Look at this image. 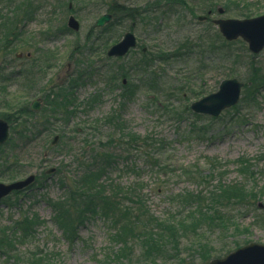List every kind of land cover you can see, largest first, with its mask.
<instances>
[{"label":"rangeland","instance_id":"obj_1","mask_svg":"<svg viewBox=\"0 0 264 264\" xmlns=\"http://www.w3.org/2000/svg\"><path fill=\"white\" fill-rule=\"evenodd\" d=\"M173 1L166 0L164 10L156 15L159 18H154L145 12L147 0H0V71L7 67L6 72L0 73V83L4 80L6 91L11 95L24 93L30 106L35 99H43V110L49 90L78 103L77 113L68 120L50 111V117L59 118H51V124L45 125L40 120L44 115H36L30 131L37 140L27 146L17 133L22 127L14 129L10 123V139L0 146V182L22 180L31 174L37 176V181L0 202V228H12L24 213L29 217L37 215L43 224L19 242L14 253H0V264H30L29 257L40 252L54 264L101 263L110 247L104 221H87L71 242L53 222L48 200L63 194L60 177L74 175L67 172L77 170L76 159L85 162L93 149L90 145L105 143L106 128L96 122L121 107L124 101L119 95L125 92L134 91L121 116L132 132L159 142L149 152L158 158L160 167H153L148 158L135 152L114 149L121 157L111 178L120 185V195L132 198L128 187L138 182L152 211L166 217L171 209L184 211L176 201L171 203L177 195L201 193L209 197L221 186L236 189L240 198L262 192L264 51L256 59L241 39L224 44L226 41L211 20L264 15V0H179L181 4ZM219 6L225 9L223 14L218 13V9H223ZM210 9L214 11L211 20L199 22L197 18ZM108 12L114 20L96 27L97 19ZM71 15L81 24L79 32L67 25ZM159 20L163 21L162 28L157 27ZM129 31L138 38L137 49L124 59L108 58L105 50ZM188 37L199 44V37L210 41L199 50L193 67L178 60L161 65L158 72L165 78L157 87L161 93L152 101L148 59L151 54L163 59L166 54H179L178 47ZM144 48L149 54L145 57ZM28 54H32V59ZM36 65L42 66L40 73L37 67L34 70ZM33 73L37 74L35 78ZM109 73L124 74L110 85ZM232 78L246 84L237 106L217 118L191 111L194 101L218 91L222 81ZM123 79L127 80L126 86H122ZM57 83L65 84L57 87ZM177 87L192 89L198 95L191 93L194 97L189 102L178 99L171 94ZM95 95L99 102H93V108L85 106L84 102L92 103ZM79 102L84 105L79 106ZM187 104L188 112L177 119L176 112ZM192 128L198 130L191 134ZM56 136L58 142L52 145ZM242 161H249L250 174L241 173ZM52 168L57 172L47 174ZM239 187L245 192H240ZM248 197L242 199L249 200L246 203L232 200L236 204L223 211L231 219L228 223H234L231 230L224 234L219 229L204 233L201 242L212 247V259L224 258L251 243L264 244V196ZM189 245L191 240L184 238L182 246ZM195 260L199 264L198 257Z\"/></svg>","mask_w":264,"mask_h":264},{"label":"trees","instance_id":"obj_2","mask_svg":"<svg viewBox=\"0 0 264 264\" xmlns=\"http://www.w3.org/2000/svg\"><path fill=\"white\" fill-rule=\"evenodd\" d=\"M178 15L180 14L178 13ZM253 16L255 15L247 14L243 17ZM199 38V41H202L201 44L194 42L190 37L186 38L185 42L179 46L180 48L178 47L179 54H166V59H163L162 56L154 55L153 57L151 54L147 62L152 77V101H156L157 96L161 93L157 87L160 80L165 78V75L159 73L158 69L162 64H169L175 60L185 62L193 67L196 57L200 54L199 50L205 48V44L210 41H207L206 38ZM195 50L198 52L194 53ZM182 51L184 53H181ZM155 63H158V66H155ZM36 67L37 72L40 73L39 69L42 70V66L36 65L34 70ZM6 70L7 67H3L0 73H4ZM92 74L89 73V75ZM109 74L111 77L108 83L111 85L118 81L124 73ZM33 75L35 78L37 74L33 73ZM4 83V80L0 83V109L3 110L0 112V116L10 121L14 129L22 127V130L17 133L25 146L37 140L35 135V138L33 137L30 129L32 128L31 120L39 113L44 115L40 120L46 125L51 124V118L55 120L59 118L50 117L51 113H48L50 111L53 115L64 116L65 120L73 117L78 111L76 110L78 103L70 101L67 95L55 94L56 99L49 100L52 96L50 93H53L49 90L50 93L45 95L47 103L45 110L43 108L36 113L31 110L30 105L23 97L24 93L11 95L3 86ZM133 93L134 91L119 95L124 101L120 105L121 107L103 119L97 120L96 123L106 128L105 143L101 141L90 145L93 149L87 160L83 162L82 159L77 158V170L67 172L69 174L72 172L74 175L68 177L64 174L60 177L63 194L58 199L48 200L54 214L53 222L62 231L63 236L72 242L78 237L79 229L87 221L102 219L108 226L110 247L106 249L100 264H196V257H198L199 264H207L212 260L213 249L209 243L201 242L204 233L211 232L212 229H219L224 234L231 230L234 223H228L231 219L223 211L230 205L236 204L234 201H244L242 199L248 196H250L248 199L255 198L257 195L264 196V187L260 188L261 193L242 195L243 198L238 196L240 193H236V189L232 190L222 186L217 187L209 197L201 193L177 195L171 198V203L176 201L184 211L181 213L179 209H171L166 217L158 216L152 211L144 200L143 187L138 182L128 187L132 198L128 199V197L120 195V185L117 184V180L111 178L117 168V160L121 157L120 154H115L114 149L122 148L127 153L135 152L148 158L153 167H160L158 158L151 156L149 152L159 142L151 136L143 137L132 132L128 123L121 116L126 100L132 97ZM191 93L195 97L198 95L197 92L192 89L187 90L186 87H177V90L171 94L189 102L194 97ZM94 100L92 103L85 102V106L93 108L95 106L93 102H99L97 97ZM80 105H84V103H79ZM188 107L189 104L182 107L181 110H176L177 119L180 120L182 115L188 112ZM200 128L203 129V127ZM195 130L198 129L192 128L191 134ZM100 145L105 150H102ZM68 147L69 145L66 146V148ZM240 163L241 173L250 174L249 161ZM75 173L78 174L75 176ZM239 191L242 192L243 189L239 187ZM248 201L245 200L244 203ZM178 213H181L180 216ZM14 224L12 228H0V253H14L17 244L32 236L36 228L43 224V221L37 215L29 217L24 213ZM234 230L237 228L234 227ZM184 238L191 240L189 247L182 246ZM41 253H33L28 262L30 264H54L48 255Z\"/></svg>","mask_w":264,"mask_h":264},{"label":"water","instance_id":"obj_3","mask_svg":"<svg viewBox=\"0 0 264 264\" xmlns=\"http://www.w3.org/2000/svg\"><path fill=\"white\" fill-rule=\"evenodd\" d=\"M220 12L222 13L223 11L220 10ZM111 19V15H104L98 20L97 26H103L110 22ZM215 23L219 25L221 32L227 40L232 41L242 37L248 42L250 51L255 54L254 58H257V55L264 49V15L245 20H217ZM68 25L75 31L80 30V24L74 16L69 18ZM135 46V36L132 33H128L119 44L111 48L109 56H124ZM243 87L244 83L240 82L238 79L225 80L221 83L218 92L194 102L191 108L196 113L218 117L224 110L239 103ZM32 108L34 110L40 108L37 101ZM9 137L10 124L8 121L0 118V145L5 144L9 140ZM58 139L59 137H55L53 145L58 142ZM55 171L56 169L52 168L47 172L52 174ZM35 178V175H31L24 180L10 184L0 183V200L14 191H20L27 188L35 181ZM259 206L261 207L263 205L259 204ZM209 264H264V245L252 243L236 250L225 258L215 259Z\"/></svg>","mask_w":264,"mask_h":264},{"label":"flooded vegetation","instance_id":"obj_4","mask_svg":"<svg viewBox=\"0 0 264 264\" xmlns=\"http://www.w3.org/2000/svg\"><path fill=\"white\" fill-rule=\"evenodd\" d=\"M177 2H176V4L177 3H179L180 1L179 0H176ZM165 3H166V0H147V6L145 7V12H146V14H148V15H152L154 18H159L158 16L156 17V15H158V14H160V12L161 11H163L164 10V6H165ZM210 12H212V10H209L208 11V13H207V15H208V17L205 19V20H199V22H205V21H208L209 19L211 20V18H212V16H213V14H214V12H212L211 14H210ZM215 20L216 19H212L211 21H212V23L215 25ZM159 25L157 26L158 28H162V23H163V21H161V20H159ZM112 45H114V44H112ZM111 45V46H112ZM110 46V47H111ZM138 47V46H137ZM137 47L136 48H134V49H132V50H130V52L132 53L134 50H136L137 49ZM101 49H106V48H103L102 46H101ZM110 48H108V50H109ZM108 50H105V54H106V56L109 58V55H108ZM130 53V54H131ZM142 53L143 54H147L148 53V49L147 48H144L143 50H142ZM68 76H69V74L67 73L66 74V76H65V79H67L68 78ZM63 80H64V78H63ZM126 83V82H125ZM60 85H61V83H59ZM63 84V83H62ZM65 84V83H64ZM40 103H43V100L42 99H40Z\"/></svg>","mask_w":264,"mask_h":264}]
</instances>
